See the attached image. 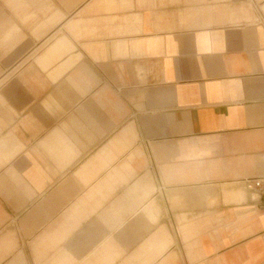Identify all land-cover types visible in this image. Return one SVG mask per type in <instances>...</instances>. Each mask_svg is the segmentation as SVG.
Listing matches in <instances>:
<instances>
[{"label":"crops","instance_id":"obj_1","mask_svg":"<svg viewBox=\"0 0 264 264\" xmlns=\"http://www.w3.org/2000/svg\"><path fill=\"white\" fill-rule=\"evenodd\" d=\"M257 178L264 0H0V264H264Z\"/></svg>","mask_w":264,"mask_h":264},{"label":"built area","instance_id":"obj_2","mask_svg":"<svg viewBox=\"0 0 264 264\" xmlns=\"http://www.w3.org/2000/svg\"><path fill=\"white\" fill-rule=\"evenodd\" d=\"M264 180L261 178H257V179H248V185L253 189V191L260 196L264 197ZM263 208H264V198L261 202Z\"/></svg>","mask_w":264,"mask_h":264}]
</instances>
